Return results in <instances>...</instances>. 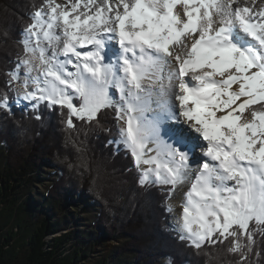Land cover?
Masks as SVG:
<instances>
[{
    "label": "snow or ice",
    "instance_id": "snow-or-ice-1",
    "mask_svg": "<svg viewBox=\"0 0 264 264\" xmlns=\"http://www.w3.org/2000/svg\"><path fill=\"white\" fill-rule=\"evenodd\" d=\"M29 19L0 109L16 90L36 119L59 109L70 132L113 110L108 144L130 154L141 186L171 199L190 183L180 240L252 264L264 240V0H42Z\"/></svg>",
    "mask_w": 264,
    "mask_h": 264
},
{
    "label": "trees",
    "instance_id": "trees-1",
    "mask_svg": "<svg viewBox=\"0 0 264 264\" xmlns=\"http://www.w3.org/2000/svg\"><path fill=\"white\" fill-rule=\"evenodd\" d=\"M41 3L0 0V91L23 52L19 41L31 22L29 13ZM8 94L10 109H0V264H154L162 259L194 264L196 258L235 264L239 259L226 245L211 249L209 257L168 229L165 192L141 186L130 154L123 147L117 154L108 144L115 135L113 110L101 114L100 126L70 132L59 109L41 106L42 119H36L33 108L14 103L15 90ZM81 141L84 150L78 151ZM44 170L52 172L41 178ZM36 185L47 186L35 193ZM80 212L93 213L92 220L81 218L76 223L81 228L71 229ZM255 239L249 259L264 264V240L259 233Z\"/></svg>",
    "mask_w": 264,
    "mask_h": 264
},
{
    "label": "rangeland",
    "instance_id": "rangeland-1",
    "mask_svg": "<svg viewBox=\"0 0 264 264\" xmlns=\"http://www.w3.org/2000/svg\"><path fill=\"white\" fill-rule=\"evenodd\" d=\"M57 3H64V1H57ZM118 46V45H117ZM21 72H23V69H21ZM14 89H19V84H16V85H14ZM16 91V90H15ZM21 92H22V90H20ZM112 91H115L114 89L112 90ZM116 95H117V97H118V92L116 93ZM18 96H19V93L16 91V97H15V101H14V103L17 105V106H21V107H23V108H27V109H32V107L29 105V102L28 101H24V100H20L19 101V103H17V100H18ZM244 115L246 116V117H250V113H248V112H245L244 113ZM200 149V148H199ZM198 150V149H197ZM197 150H196V155H197ZM195 153V152H194ZM198 155H199V152H198ZM44 173H40V177L41 178H43V177H48V174L49 173H51L52 171H48V170H44L43 171ZM45 186H47V185H36L35 187H34V189L35 190H33V192L35 191V193L37 192H44V190H45ZM32 194V195H31ZM178 195H181V194H179V192L178 191H176V193L173 195V197L171 198V199H168L167 200V207L169 206V205H171L172 203H178L179 202V199L180 198H178ZM30 196L32 197V198H34V195H33V193L32 192H30ZM179 204V203H178ZM167 213H168V220H167V224H168V229H170V231H176L175 229H176V226H177V217H176V215H175V210L173 209V211L172 212H169V211H167ZM92 217H93V213H89V214H85V213H82V212H80V216L77 218V220H75V223H73L72 224V228L71 229H74V228H81L80 227V225H78L79 227H77V225H76V223H80L81 221H79L81 218H87V220H89V221H91L92 220ZM88 222V221H87ZM70 242L71 241H69L67 244H66V248H68V246L70 245ZM117 244V243H116ZM95 255H97V253H94L92 256H95ZM195 263H197V264H205V261H204V259L202 260L201 258H196V262ZM194 263V264H195ZM154 264H168V261L167 260H165V259H162V260H159V261H157L156 263H154Z\"/></svg>",
    "mask_w": 264,
    "mask_h": 264
},
{
    "label": "bare ground",
    "instance_id": "bare-ground-1",
    "mask_svg": "<svg viewBox=\"0 0 264 264\" xmlns=\"http://www.w3.org/2000/svg\"><path fill=\"white\" fill-rule=\"evenodd\" d=\"M248 118H250V117H248ZM198 152H199V155H200V153L202 154V151L201 150H197V156H196V149H195V153L193 154V158L196 159L197 161L200 160L198 158ZM193 167H195V166H193ZM189 187H190V183H186L183 186H181V188L177 189V191L179 192V194H181V195H178V198H180L179 199V202H178L179 204L178 203L176 204L175 202L171 204V206L175 210V215H176L177 219H178L179 214H180V212L182 210L181 209V203H182V201L184 199V193L188 191Z\"/></svg>",
    "mask_w": 264,
    "mask_h": 264
}]
</instances>
